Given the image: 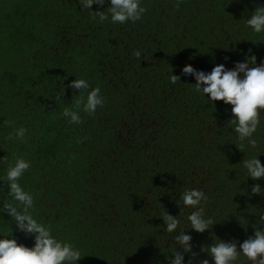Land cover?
<instances>
[{"label": "trees", "instance_id": "obj_1", "mask_svg": "<svg viewBox=\"0 0 264 264\" xmlns=\"http://www.w3.org/2000/svg\"><path fill=\"white\" fill-rule=\"evenodd\" d=\"M179 5V7H177ZM141 20L101 23L79 0H0V239L34 246L3 209L11 203L6 171L23 157L31 167L19 180L34 198L29 211L61 242L83 256L76 264H169L183 251L173 239L185 230L192 252L183 264L212 258L201 252L217 239L239 245L264 229V178L248 177L243 161L264 165V110L257 147L234 132L231 106L214 104L195 90V78L223 64L234 70L254 54L264 61V32L246 21L264 0H141ZM251 49V53H249ZM141 52L137 59L135 52ZM170 74L180 83H170ZM242 76V74H241ZM84 79L104 99L81 124L62 113L86 91L68 85ZM64 88L63 95H58ZM6 122H11L10 126ZM27 129L23 140H6ZM202 190L205 218L215 224L198 233L183 206L185 190ZM167 212L180 220L165 231ZM234 264H251L242 254Z\"/></svg>", "mask_w": 264, "mask_h": 264}, {"label": "clouds", "instance_id": "obj_2", "mask_svg": "<svg viewBox=\"0 0 264 264\" xmlns=\"http://www.w3.org/2000/svg\"><path fill=\"white\" fill-rule=\"evenodd\" d=\"M82 8L91 9L93 4L103 6L105 0H79ZM179 7V5H177ZM147 11L141 6V0H110V7L105 11H96L93 19L97 16L103 23L109 19L113 23L125 24L129 21L135 22L141 20L143 14ZM247 25L255 33L264 32V6L257 7L250 18L246 21ZM251 53V49H249ZM136 58L141 59V52L134 53ZM183 74L195 78V90L208 97L213 104L216 101H223L231 106L232 119L229 125H234V132L238 134L241 142L239 150L245 147L244 142L252 148L257 147V140L252 138L260 124V113L264 110V61L256 66V57L254 54L246 56L245 62H237L234 70L226 69L223 64L216 65L211 72L194 71L189 65L183 68ZM242 74V76H241ZM170 83L175 85L180 83V77L170 74ZM68 87L86 91V96L81 94L73 103L71 108L65 107L63 117L71 124H81L83 120L80 111L92 115L98 107H102L104 99L101 96L99 87L92 88L84 79L73 80ZM64 88L58 95H63ZM11 124V122H6ZM27 129L21 127L16 129L14 134L9 133L6 140H23ZM243 166L247 170L248 177L253 180L264 178V165L257 157L244 160ZM31 167L30 161L23 157L15 159L13 164H9L6 171V181L8 182L9 195L18 202L22 210L13 206L11 203L3 205L4 211L13 219L19 231L26 236H34V246L26 247L18 244L15 239H0V264H76L83 256L81 252L74 248L71 243L58 241L51 234V227L39 223L33 218L30 209L34 206L33 195L26 192L19 184L20 178ZM264 190L259 184L251 186V193L261 195ZM183 206L193 209L187 219L190 222V228L198 233H204L210 230L215 224L212 218H205V209L201 202L207 201V197L202 190H185L182 194ZM168 233H175L180 225V220L173 215L165 212L162 217ZM264 222V214L260 216ZM264 225V224H261ZM177 245L183 251L172 252V258L169 264H183L184 253H191L193 257L197 253L192 252L190 241L192 237L181 230L173 236ZM201 252H206L213 261V264H234L242 254L251 264H264V229L254 228V235L244 240L237 249V243L224 242L217 239L209 246H201ZM192 264V260L188 261ZM200 264H209L207 259L201 260Z\"/></svg>", "mask_w": 264, "mask_h": 264}]
</instances>
